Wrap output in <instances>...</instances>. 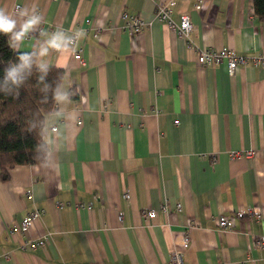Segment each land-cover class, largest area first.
I'll return each instance as SVG.
<instances>
[{
	"label": "crops",
	"instance_id": "0c3cea01",
	"mask_svg": "<svg viewBox=\"0 0 264 264\" xmlns=\"http://www.w3.org/2000/svg\"><path fill=\"white\" fill-rule=\"evenodd\" d=\"M171 1V20L189 19L187 45L147 0H0L13 51L63 72L44 120L45 162L0 180V264H168L172 250L182 264H264L246 237L264 239V220L227 231L214 220L249 208L264 217V67L229 77L224 63L195 60L200 48L264 54V19L251 0H204L199 11ZM132 17L145 23L137 33L126 29ZM37 210L24 235H8ZM44 234V248L20 249Z\"/></svg>",
	"mask_w": 264,
	"mask_h": 264
},
{
	"label": "trees",
	"instance_id": "16d2710c",
	"mask_svg": "<svg viewBox=\"0 0 264 264\" xmlns=\"http://www.w3.org/2000/svg\"><path fill=\"white\" fill-rule=\"evenodd\" d=\"M256 21L264 19V0H251ZM63 72L38 67L31 53L14 52L0 26V180L13 166L45 162V117L53 110ZM76 99L77 95H69Z\"/></svg>",
	"mask_w": 264,
	"mask_h": 264
},
{
	"label": "built area",
	"instance_id": "2783aa9c",
	"mask_svg": "<svg viewBox=\"0 0 264 264\" xmlns=\"http://www.w3.org/2000/svg\"><path fill=\"white\" fill-rule=\"evenodd\" d=\"M152 6L153 19L165 25V27L178 39L184 40L185 45L188 44V35L191 30V25L189 19L186 15H180L178 22L175 23L171 20V11L174 5V2L171 0H147ZM204 0H190V7L194 11H199L203 6ZM145 23L138 17H132L128 20L126 24V29L130 33H137ZM0 26L6 31H10V27L7 24V21L4 17L0 18ZM74 41L69 39L67 44L69 47H72ZM80 49L72 52V59L78 64H82V59L80 56ZM196 63L199 67H205L207 65H218L224 63L226 73L229 77L234 75L235 70L238 67L247 65L248 63L252 64L254 67L263 68L264 67V54H261L256 57H244L236 55L232 50L227 48L221 49H211V48H200L197 50L195 55ZM176 124V123H175ZM52 131L55 128H51ZM251 150L240 151V152H230L228 154L229 159L233 158H250L252 155ZM123 199L128 201L129 195L127 192L123 193ZM176 208H179V205L176 204ZM159 210L162 213L167 211V207L162 204L159 206ZM42 210L33 211L27 214L22 221L13 226L8 231V235H24L27 229L32 225V223L39 219L42 215ZM121 213L117 214V218L121 220ZM144 219L151 220L155 217V211L148 210L143 215ZM215 225L220 230H231L234 226L235 221L246 220V221H263L264 217L261 216L260 212L256 208H249L244 211H236L229 215H217L215 217ZM195 226V221H189L185 223V228H193ZM246 237L249 239L250 248H264V239L260 237H255L251 233H247ZM47 243V235H41L37 239H26L21 241L20 249L25 250H34L37 247L44 248ZM188 236L186 232L183 234L181 250L184 252L187 249ZM168 264H182L181 252L172 250L169 255Z\"/></svg>",
	"mask_w": 264,
	"mask_h": 264
}]
</instances>
